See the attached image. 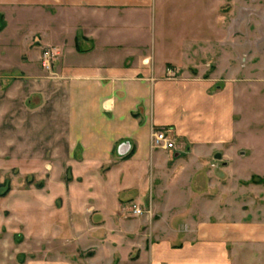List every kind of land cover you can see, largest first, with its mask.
Wrapping results in <instances>:
<instances>
[{
  "label": "crops",
  "instance_id": "1",
  "mask_svg": "<svg viewBox=\"0 0 264 264\" xmlns=\"http://www.w3.org/2000/svg\"><path fill=\"white\" fill-rule=\"evenodd\" d=\"M163 1L0 0V8L11 10L8 19L16 20L11 26L13 42L27 35L26 41L32 40L37 50L48 48L53 54L48 70L35 60L22 62L15 71L1 66L0 84L7 89L0 93V132L5 133L6 126L14 133L8 146L29 149L38 142L44 149H59L72 177L68 175V187L58 189L69 212L84 213L88 219V213L104 215L109 213L106 203L112 199L113 212L115 205L122 208L121 196H116L125 191L134 195L136 176L145 185L141 194L146 196L140 200L135 195L137 202L125 201V205H154L166 218V223L150 227L45 225L44 250L50 247L52 251L46 250L35 264H244L249 247L250 262L264 264V220L253 217L255 210H248L254 213L250 220L244 219L248 211L241 201L235 210L237 219L228 221V211L221 210L219 201L212 219V212L206 209L213 203L207 198L222 189L224 196L225 187L216 191L211 188L214 182L191 185L196 179L225 180L223 172L196 174L192 168H201L198 161L209 154L214 159L216 153L221 156L214 150L233 140L237 115L226 83L218 87L205 72L193 75L187 70L186 33L178 35L163 24L155 27L156 10ZM16 9L38 14L16 19ZM152 19L154 27L148 29ZM197 36L204 38V34ZM192 67L197 66L193 63ZM19 69L27 75H17ZM19 77L26 92L13 85ZM24 93L40 101L30 100L23 121L19 102ZM7 116L10 119L5 122ZM153 129L167 130L175 145L193 156L191 162L179 159L178 149L169 157L163 149L153 148ZM102 165H110L106 174L101 172ZM176 181L186 182V186L181 188ZM242 188L236 189L241 197L246 193ZM158 189L171 193L163 203L147 198L154 197ZM52 196L54 193L45 192L42 202L49 205ZM51 228H58L53 236ZM71 244L80 253L68 255ZM83 244L95 254L84 257ZM3 251L0 244V259ZM252 252H256L255 259Z\"/></svg>",
  "mask_w": 264,
  "mask_h": 264
},
{
  "label": "rangeland",
  "instance_id": "2",
  "mask_svg": "<svg viewBox=\"0 0 264 264\" xmlns=\"http://www.w3.org/2000/svg\"><path fill=\"white\" fill-rule=\"evenodd\" d=\"M8 7L11 8V6ZM16 10V19L27 13L29 15L38 14L35 10ZM8 13H11V10L0 8V69L3 66L15 71L16 67L21 68L22 62L29 60L39 63L45 50H49L53 56L50 49L40 48L37 50L32 40L28 43L27 35H25L26 39L18 38L13 42L15 32L11 26L16 20L10 19L12 16L8 19ZM156 13L158 19L155 24L156 28L163 24L164 29L171 30L173 33L178 32V35L186 33L189 41L188 46L186 44L189 48V55L185 63L189 66L187 70L193 75L205 72L204 74L211 77L218 87H224L225 83L227 84V93L231 96L234 114L237 115L236 125L233 126V140L227 142L221 149L214 150L220 151L221 158L214 159L209 154L202 158L203 161H198L202 163L201 168L194 169L195 166L192 168L196 174L207 175V173L211 174L210 172H223L226 175L225 180L196 179L191 182V185L195 188L214 182L215 186L211 188L216 191L219 187H225L224 196L221 195L224 191L222 189L218 194L213 191V194L207 198L213 203L209 209H206L208 212H212V219L215 217V210L218 209L217 205L221 201V210L228 211L225 219L234 221L237 219L235 210H239L241 201H243L245 202L243 204H246L243 205V209L250 212L255 210V214L252 212L253 217L257 215L260 220H264V0H164L161 9L156 10ZM17 22L21 23L18 20ZM154 22L153 19L150 20L148 29L154 27ZM8 25L9 27L6 28ZM199 33L204 34V38H199L197 36ZM192 40L194 43L191 45ZM33 51L35 52L33 53ZM193 63L197 67H192ZM18 71L17 75H24L21 69ZM25 75H27L26 71ZM16 79L17 81L13 85L26 92V85H21L22 78ZM4 85L0 84V93L7 89V85ZM30 100L35 103L40 101L34 95L21 94L20 120L24 121L27 118L28 114L25 110ZM9 119L7 116L4 121L7 122ZM5 125H9V123ZM4 129H7L5 133L0 132L2 135L0 138V244H3V253L5 254L2 255L0 262L8 264L38 263V259H42L44 252L52 251L50 247L44 250L46 244L43 242V238L48 237L46 234L48 229L43 230V227L45 225L47 227L49 224H56L57 227L59 224H84V227L86 224H146L147 227H150L151 224L166 223L163 212L157 211L154 205L140 202V204H136L147 211L141 216L129 215L119 206L116 208V205L113 212L111 209L113 199L106 203L109 213H105V216L98 212L88 213V219L84 213L69 212L63 203L64 197L59 198L61 192L58 189L68 187L72 177H70L71 172L66 171L67 165L64 160L59 156V149H44L38 142L35 143L37 146L35 148L12 149L8 145L14 133H11L10 128L6 126ZM152 147L158 148L153 144ZM179 148L175 145L173 149H163V151L170 157L173 151L178 149L180 150L178 158L191 162L193 156ZM109 166L102 165L101 172L106 174ZM132 167L137 168L138 166ZM170 170L171 167H168L166 171L170 172ZM190 171L192 170L190 169ZM135 177L133 179L135 194L125 191L116 196H121L122 201L120 199L119 201L123 207L126 206L125 201L137 202V195L140 196V200L146 196V193L143 196L141 194L145 185L143 182L137 181ZM240 177H243L244 180L238 179ZM235 178L237 180H234ZM175 184L181 188L186 186V182L183 181H176ZM239 188L246 190L242 197L236 193V189ZM45 192L54 193L49 205L42 202ZM169 193V189L163 192L158 189L153 193L154 197L151 198L149 195L147 198L152 199L153 203L156 199L157 202L163 203L168 198L165 195ZM171 199L175 200V198ZM249 211L244 219L250 220L252 213ZM176 213L178 216L183 215L182 212ZM57 229L52 230L51 228L50 235L53 236V232ZM105 230L110 231L109 229ZM69 236H73V234ZM96 237L99 238L102 235L96 234ZM76 246L75 244L68 246V255L74 254V252L80 253L79 250H76L78 247ZM135 246L133 247L135 248ZM83 247L86 248L84 244ZM103 248L107 247L103 246ZM84 250H82L84 257L95 254L94 251H89L87 248ZM244 254V264H252V261L250 262V247ZM246 255L249 257L246 258ZM4 258H8V260H4ZM251 258H256V252H252Z\"/></svg>",
  "mask_w": 264,
  "mask_h": 264
},
{
  "label": "built area",
  "instance_id": "3",
  "mask_svg": "<svg viewBox=\"0 0 264 264\" xmlns=\"http://www.w3.org/2000/svg\"><path fill=\"white\" fill-rule=\"evenodd\" d=\"M51 53L49 50H45L41 56L42 65L49 68L51 61ZM152 143L155 147L170 150L175 147L172 137L169 135L167 130L164 129H153L152 131ZM122 209L129 215L140 216L146 213V209H143L140 205L135 203H130L126 206H122Z\"/></svg>",
  "mask_w": 264,
  "mask_h": 264
},
{
  "label": "water",
  "instance_id": "4",
  "mask_svg": "<svg viewBox=\"0 0 264 264\" xmlns=\"http://www.w3.org/2000/svg\"><path fill=\"white\" fill-rule=\"evenodd\" d=\"M214 157L217 158V159H219L221 156H220L219 153H216Z\"/></svg>",
  "mask_w": 264,
  "mask_h": 264
}]
</instances>
